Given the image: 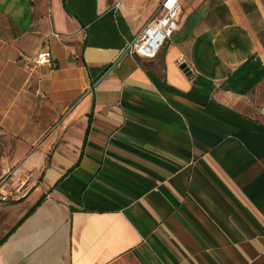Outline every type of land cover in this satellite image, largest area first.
Masks as SVG:
<instances>
[{
	"label": "crops",
	"instance_id": "0c3cea01",
	"mask_svg": "<svg viewBox=\"0 0 264 264\" xmlns=\"http://www.w3.org/2000/svg\"><path fill=\"white\" fill-rule=\"evenodd\" d=\"M165 1L0 0V264H264V0Z\"/></svg>",
	"mask_w": 264,
	"mask_h": 264
},
{
	"label": "built area",
	"instance_id": "2783aa9c",
	"mask_svg": "<svg viewBox=\"0 0 264 264\" xmlns=\"http://www.w3.org/2000/svg\"><path fill=\"white\" fill-rule=\"evenodd\" d=\"M116 5L118 7L120 2ZM164 7L163 14L161 16H153L127 44L123 51L125 55L153 58L159 53L167 40L174 35L179 28L183 9L182 0H166ZM54 35L59 36L57 33H54ZM35 61L37 64H51L52 57L48 52H41ZM260 111L264 114V107ZM0 199L6 201L8 200V195L2 194Z\"/></svg>",
	"mask_w": 264,
	"mask_h": 264
},
{
	"label": "trees",
	"instance_id": "16d2710c",
	"mask_svg": "<svg viewBox=\"0 0 264 264\" xmlns=\"http://www.w3.org/2000/svg\"><path fill=\"white\" fill-rule=\"evenodd\" d=\"M44 198H41L26 214L23 218H21L18 223L6 234V236L0 241V245L3 244L9 236H11L18 228L21 226L27 218H29L37 208L42 204Z\"/></svg>",
	"mask_w": 264,
	"mask_h": 264
},
{
	"label": "rangeland",
	"instance_id": "374dc122",
	"mask_svg": "<svg viewBox=\"0 0 264 264\" xmlns=\"http://www.w3.org/2000/svg\"><path fill=\"white\" fill-rule=\"evenodd\" d=\"M184 0H182V2H183ZM185 1H188V0H185ZM189 1H191V0H189ZM2 147L3 146H0V155L2 156L3 155V153H4V151H3V149H2ZM5 178V179H4ZM1 181H0V185L1 186H4V185H6V180L8 179V178H6V177H4ZM4 184V185H3ZM21 194V192H19V193H17V195H20ZM2 235H3V233H0V238L2 237Z\"/></svg>",
	"mask_w": 264,
	"mask_h": 264
},
{
	"label": "water",
	"instance_id": "95a60500",
	"mask_svg": "<svg viewBox=\"0 0 264 264\" xmlns=\"http://www.w3.org/2000/svg\"><path fill=\"white\" fill-rule=\"evenodd\" d=\"M186 72H190L188 69H187V71Z\"/></svg>",
	"mask_w": 264,
	"mask_h": 264
}]
</instances>
